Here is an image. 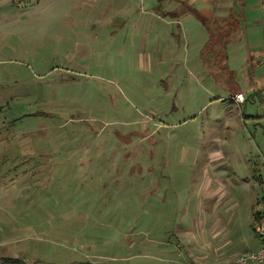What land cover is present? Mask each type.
Instances as JSON below:
<instances>
[{
	"label": "rangeland",
	"instance_id": "374dc122",
	"mask_svg": "<svg viewBox=\"0 0 264 264\" xmlns=\"http://www.w3.org/2000/svg\"><path fill=\"white\" fill-rule=\"evenodd\" d=\"M182 2L0 0V264L218 263L254 217L264 103L218 97L208 50L221 72L222 45L195 15L204 0L200 33H185ZM261 5L231 3L245 27ZM246 31L227 45L241 88L242 71L264 70Z\"/></svg>",
	"mask_w": 264,
	"mask_h": 264
},
{
	"label": "crops",
	"instance_id": "0c3cea01",
	"mask_svg": "<svg viewBox=\"0 0 264 264\" xmlns=\"http://www.w3.org/2000/svg\"><path fill=\"white\" fill-rule=\"evenodd\" d=\"M198 1V0H197ZM205 1V8H203L202 13L205 14V18L202 15L199 14H195L196 16H198L199 18H201L202 22H204V27L206 29V40L208 43L212 42L214 40V38H216L218 40L219 43H221L222 45V52H223V61L222 63V67H221V72H218L216 70V62H215V58H214V51L211 49L208 50V53L211 54V60L214 59V61L212 62V71L209 72L210 76L213 77L215 80H217L219 83H222V85H224L225 87H227L225 91V94H221L220 96H218L220 99L223 98H227L229 100H231L232 102H234L235 104H245L247 101H251V100H258L259 102L264 103V70H258V71H245L244 69H248L249 66L253 67L254 65H258V66H262L264 64V57L262 55V52H264V37H263V33H264V5H261L260 7V11H257L254 7L249 6V11L253 12L252 19L250 21V25L245 27V24H241L244 16L242 18H239L240 15L238 13V16H235L233 13L234 11L232 10L231 7V3L232 0H204ZM196 0H183V2L181 4H176L174 7H172V9L169 8V6H165V9H163L164 11L167 10H173V12H175V20L177 22H185L184 27H185V33L190 34L191 36H196L198 35V33H200L201 30H199V24L197 21V17L193 16L194 12H198V10L196 9ZM169 8V9H168ZM246 8L242 7V11L244 12ZM255 9V10H253ZM238 10V9H237ZM250 27L251 30H253V32L250 34V41L251 42H247L245 40V45L247 43L248 46V51H247V55L250 56L251 60H250V65L248 66V64H246L245 61H249L247 57H245L244 63H242V69L244 71H242V76H243V80L245 81V87L241 88L239 86H237V82L236 77H239V73L236 72L234 64L229 60L231 59L230 55H232V52L234 51H228V46L229 44L234 41L235 43L238 44L237 46V51L241 50V48H243L242 46V39L245 36L246 37V30L247 28ZM246 28V29H245ZM198 29V30H197ZM262 33V34H261ZM244 41V40H243ZM216 43V42H214ZM228 45V46H227ZM251 47V48H250ZM220 52L216 53L215 56L219 57L218 54ZM254 56V57H253ZM256 63V64H255ZM210 68V66H208ZM228 76V78H227ZM236 86V87H231L230 86ZM260 85V87H259ZM259 87L258 91L256 90ZM238 92H242L245 96V100L242 103H238L235 99H234V95ZM259 92V94H257V98L253 97V94ZM233 112L229 111V113L227 114L228 116L225 117L227 122H232V117L230 116ZM246 114L244 112H241L240 118L238 119L240 122H245L247 120ZM260 117H264V114L260 115H256V118L259 119ZM253 169V173L255 176V180H258L259 182V187L261 189L260 191V198H257V202H258V208L256 211L261 212L262 215V219H264V170L261 169V167L258 165H254L252 166ZM262 170V171H261ZM213 182V181H208L206 186L210 187L208 185V183ZM204 185V182L201 184L200 186V190L202 189V187H206ZM235 188V187H234ZM215 190V189H214ZM201 192V191H200ZM215 209V208H214ZM200 208L198 209V213L202 214V211ZM211 210V207H208L209 211ZM207 211H203V214H207ZM212 211V210H211ZM221 213L216 214L215 212H210L209 215L205 214L204 219H226V220H230L232 219L231 214L233 212H225V211H220ZM235 215H233L234 217ZM185 219V217H184ZM234 219V218H233ZM243 221V219L238 220L235 224H234V229H238L240 234L238 235L239 238L237 240H235L234 242L232 240H227V243L222 244V247H218L219 250H222V252H228L229 249H234L239 251V248H237L238 246L242 245L244 248L248 250L245 253H249L251 251L256 250L260 244H261V238L259 236H255L253 231V239H250L249 242L247 241L244 231L245 227L244 224L246 225V227H248L249 229L252 230V223L254 221V217L252 219L248 220L246 219V222H244L241 225V222ZM228 225H230V223H228ZM234 230V232H235ZM248 242V243H247ZM236 248V249H235ZM211 250L213 249L212 247L210 248ZM217 248H215L216 251H218ZM224 254L220 255L221 256V261L218 263H206V264H222L223 262H226L225 259L223 260L224 256H226ZM160 258L162 260H164L165 257H161ZM234 259V258H233ZM232 259V260H233ZM231 260V261H232ZM229 261V259L227 260V262H231Z\"/></svg>",
	"mask_w": 264,
	"mask_h": 264
},
{
	"label": "built area",
	"instance_id": "2783aa9c",
	"mask_svg": "<svg viewBox=\"0 0 264 264\" xmlns=\"http://www.w3.org/2000/svg\"><path fill=\"white\" fill-rule=\"evenodd\" d=\"M234 99L240 103L244 100V94L242 92H238L234 95ZM255 230L258 232L262 239L260 246L256 250L251 251L247 254L240 255L233 259L231 262H227L224 264H264V219H261L256 223Z\"/></svg>",
	"mask_w": 264,
	"mask_h": 264
},
{
	"label": "trees",
	"instance_id": "16d2710c",
	"mask_svg": "<svg viewBox=\"0 0 264 264\" xmlns=\"http://www.w3.org/2000/svg\"><path fill=\"white\" fill-rule=\"evenodd\" d=\"M262 219V215H261V212H259V211H256L255 213H254V221H253V223H252V231H253V233H254V235L255 236H259L260 237V235L258 234V232L255 230V225H256V223L259 221V220H261ZM261 238V237H260ZM261 242H262V239H261ZM6 258H8V257H6ZM6 258H4V257H1V260H3V261H5V259ZM15 258V257H14ZM13 261L15 262V261H18V259H13Z\"/></svg>",
	"mask_w": 264,
	"mask_h": 264
}]
</instances>
